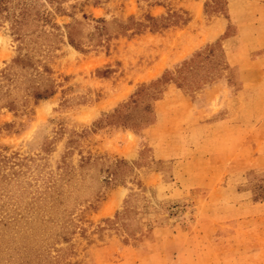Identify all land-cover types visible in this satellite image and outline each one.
<instances>
[{
    "label": "rangeland",
    "instance_id": "obj_1",
    "mask_svg": "<svg viewBox=\"0 0 264 264\" xmlns=\"http://www.w3.org/2000/svg\"><path fill=\"white\" fill-rule=\"evenodd\" d=\"M1 72L0 264H264V0H2Z\"/></svg>",
    "mask_w": 264,
    "mask_h": 264
},
{
    "label": "trees",
    "instance_id": "obj_2",
    "mask_svg": "<svg viewBox=\"0 0 264 264\" xmlns=\"http://www.w3.org/2000/svg\"><path fill=\"white\" fill-rule=\"evenodd\" d=\"M1 1L2 0H0V2ZM148 20H149V25H150L149 30H152V31H155V30L160 29V28H166V27L169 26L168 23H165L166 17H159V18L148 17ZM15 21L19 22L20 19H15ZM97 21L101 22L102 24H104V22H105L103 19H98ZM187 21H188V18H180L179 24H184ZM102 27H103V25L100 27V29ZM125 27H126V24L120 25L119 32L123 33ZM72 29H73V27H71V26L68 27V29H67V41H68V43L70 45L74 46L75 48H79L78 47V43L73 38V30ZM12 61L14 63H20V62H22V58L19 57V56H16ZM0 74L4 75V72H1ZM31 92H32V97L34 98V100L44 99V98L48 97L51 94V90L48 91L47 89H43V90L32 89ZM1 107L7 108L8 110H13L14 109L13 100L10 99L9 101H3L0 104V108Z\"/></svg>",
    "mask_w": 264,
    "mask_h": 264
},
{
    "label": "crops",
    "instance_id": "obj_3",
    "mask_svg": "<svg viewBox=\"0 0 264 264\" xmlns=\"http://www.w3.org/2000/svg\"><path fill=\"white\" fill-rule=\"evenodd\" d=\"M215 26H216V23H214V24H212L211 26L209 25V27H208V33L210 34L211 33V31H212V29L213 28H215ZM221 32V30H218L217 32H216V34H214L213 36H212V38H209L208 39V41H210V39H213V38H215L219 33ZM179 52V50H177L175 53H178ZM173 92V97H176V98H178V99H180L181 100V103H182V106H180L178 109H176V111H175V116H176V118L177 119H180V120H182V119H184V117L186 116V105L188 104V100H186V96H184V95H182V93L179 91V90H172V89H170V88H167V87H165L164 89H163V91H162V94H161V98H160V100H158V102L160 103V109L158 110V120L161 122V121H165V119H166V114H169V113H166V108H165V103L168 101V99H169V96H170V94H169V92ZM180 125V124H179ZM182 128H181V125H180V130H181ZM145 133H144V137H146V136H151L150 135V131L149 130H147V131H144ZM121 151H124V146H123V144H121L119 147H118ZM164 152V151H163ZM163 155V157L165 156V154L163 153L162 154ZM169 156H170V154H169ZM264 239V238H263ZM213 264V263H212Z\"/></svg>",
    "mask_w": 264,
    "mask_h": 264
},
{
    "label": "bare ground",
    "instance_id": "obj_4",
    "mask_svg": "<svg viewBox=\"0 0 264 264\" xmlns=\"http://www.w3.org/2000/svg\"><path fill=\"white\" fill-rule=\"evenodd\" d=\"M113 200V199H112ZM109 204V203H108ZM113 206V202L111 201L110 204L107 206L106 210H111ZM106 212V211H105Z\"/></svg>",
    "mask_w": 264,
    "mask_h": 264
}]
</instances>
